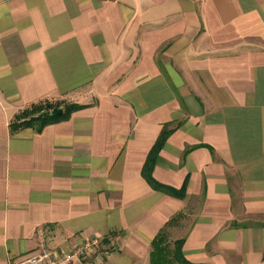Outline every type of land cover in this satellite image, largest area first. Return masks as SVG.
I'll return each mask as SVG.
<instances>
[{
	"label": "crops",
	"instance_id": "obj_1",
	"mask_svg": "<svg viewBox=\"0 0 264 264\" xmlns=\"http://www.w3.org/2000/svg\"><path fill=\"white\" fill-rule=\"evenodd\" d=\"M42 100L84 107L12 126ZM160 235L264 264V0H0V264H152Z\"/></svg>",
	"mask_w": 264,
	"mask_h": 264
},
{
	"label": "trees",
	"instance_id": "obj_2",
	"mask_svg": "<svg viewBox=\"0 0 264 264\" xmlns=\"http://www.w3.org/2000/svg\"><path fill=\"white\" fill-rule=\"evenodd\" d=\"M84 107V105L80 104H70V103H53L48 100H42L37 103H33L23 111H21L18 115H16L12 126L15 128L22 126L34 127L38 130H41L46 125L56 122L61 119L68 118L71 113L74 111ZM57 109H63V113L53 115L52 111ZM169 134L168 130H164L161 137L159 138L157 144L152 149L148 161L144 168V175L152 180L151 170L154 162V158L160 148L162 147L165 139ZM182 241L177 240L174 243L173 248V258L176 262L182 263L184 259L181 253ZM170 244L168 243L165 235H160L153 243L152 250V264H170V259L167 257V253L169 251Z\"/></svg>",
	"mask_w": 264,
	"mask_h": 264
},
{
	"label": "built area",
	"instance_id": "obj_3",
	"mask_svg": "<svg viewBox=\"0 0 264 264\" xmlns=\"http://www.w3.org/2000/svg\"><path fill=\"white\" fill-rule=\"evenodd\" d=\"M99 243L97 239L87 241L83 246L78 247L72 254H68L62 260L55 259L52 252L43 248L41 251L28 257L22 258L12 264H65L74 257H80L91 251Z\"/></svg>",
	"mask_w": 264,
	"mask_h": 264
},
{
	"label": "water",
	"instance_id": "obj_4",
	"mask_svg": "<svg viewBox=\"0 0 264 264\" xmlns=\"http://www.w3.org/2000/svg\"><path fill=\"white\" fill-rule=\"evenodd\" d=\"M61 113H63V109H57V110L52 111L53 115H57V114H61Z\"/></svg>",
	"mask_w": 264,
	"mask_h": 264
},
{
	"label": "rangeland",
	"instance_id": "obj_5",
	"mask_svg": "<svg viewBox=\"0 0 264 264\" xmlns=\"http://www.w3.org/2000/svg\"><path fill=\"white\" fill-rule=\"evenodd\" d=\"M174 237L173 233L171 232V235H170V239H172Z\"/></svg>",
	"mask_w": 264,
	"mask_h": 264
}]
</instances>
